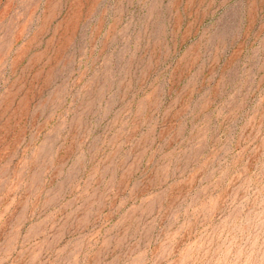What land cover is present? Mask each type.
<instances>
[{
  "label": "rangeland",
  "instance_id": "1",
  "mask_svg": "<svg viewBox=\"0 0 264 264\" xmlns=\"http://www.w3.org/2000/svg\"><path fill=\"white\" fill-rule=\"evenodd\" d=\"M0 264H264V0H0Z\"/></svg>",
  "mask_w": 264,
  "mask_h": 264
}]
</instances>
